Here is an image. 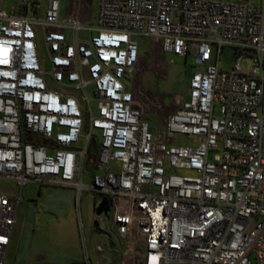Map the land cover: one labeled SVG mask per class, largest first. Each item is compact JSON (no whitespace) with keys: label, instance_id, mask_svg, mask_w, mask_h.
Returning a JSON list of instances; mask_svg holds the SVG:
<instances>
[{"label":"built area","instance_id":"built-area-1","mask_svg":"<svg viewBox=\"0 0 264 264\" xmlns=\"http://www.w3.org/2000/svg\"><path fill=\"white\" fill-rule=\"evenodd\" d=\"M83 2L0 8V264L28 185L107 197L123 264H264V0H100L95 25ZM140 36L196 67L161 132Z\"/></svg>","mask_w":264,"mask_h":264},{"label":"rangeland","instance_id":"rangeland-1","mask_svg":"<svg viewBox=\"0 0 264 264\" xmlns=\"http://www.w3.org/2000/svg\"><path fill=\"white\" fill-rule=\"evenodd\" d=\"M17 1L0 0V8L10 9ZM72 1L63 0V5L69 8ZM85 1V22L95 25L100 0ZM39 41L45 65H48V52L43 40ZM138 42L143 62L139 86L148 102L146 119L154 131L161 132L167 114L187 98L189 81L196 67L192 57L185 59L164 53L158 39L140 36ZM216 54L214 48L211 64L215 65L218 61L219 68L224 71L229 70L237 58L231 48L225 49L219 59ZM252 65L250 55L241 57L240 66L245 72L250 71ZM219 114L217 106L215 116ZM176 137L184 141L181 136H175L173 140ZM85 180L91 182L90 172ZM75 196L71 187L26 186L6 264H123L128 241L123 245L109 216L105 226L95 225L96 203L100 196L84 191L78 203Z\"/></svg>","mask_w":264,"mask_h":264},{"label":"water","instance_id":"water-1","mask_svg":"<svg viewBox=\"0 0 264 264\" xmlns=\"http://www.w3.org/2000/svg\"><path fill=\"white\" fill-rule=\"evenodd\" d=\"M91 152H92V155L96 154V152H97V147H96L95 141H93L91 144ZM88 166H89V168H92L93 163L89 162ZM110 209H111V206H110L109 199L107 197H103L101 202L96 206V209H95L96 216H101V215L108 216ZM98 224H99V222H98V219L96 218L95 219V225H98Z\"/></svg>","mask_w":264,"mask_h":264},{"label":"crops","instance_id":"crops-1","mask_svg":"<svg viewBox=\"0 0 264 264\" xmlns=\"http://www.w3.org/2000/svg\"><path fill=\"white\" fill-rule=\"evenodd\" d=\"M66 5V4H65ZM66 7H67V5H66ZM13 239V238H12ZM11 244H12V240H11V243H10V247H11Z\"/></svg>","mask_w":264,"mask_h":264},{"label":"trees","instance_id":"trees-1","mask_svg":"<svg viewBox=\"0 0 264 264\" xmlns=\"http://www.w3.org/2000/svg\"><path fill=\"white\" fill-rule=\"evenodd\" d=\"M74 264H77V263H74ZM78 264H83V263H78Z\"/></svg>","mask_w":264,"mask_h":264}]
</instances>
